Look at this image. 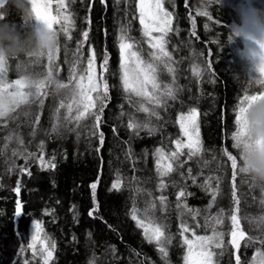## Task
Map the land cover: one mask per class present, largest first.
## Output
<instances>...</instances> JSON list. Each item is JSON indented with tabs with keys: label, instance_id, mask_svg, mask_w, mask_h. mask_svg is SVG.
I'll return each mask as SVG.
<instances>
[{
	"label": "trees",
	"instance_id": "obj_1",
	"mask_svg": "<svg viewBox=\"0 0 264 264\" xmlns=\"http://www.w3.org/2000/svg\"><path fill=\"white\" fill-rule=\"evenodd\" d=\"M68 2L75 23L70 41L61 34L55 74L60 80L68 81L72 53L77 42L83 40L82 33L88 31L81 58L86 63L90 49H94L99 76L100 65L107 55L108 71L104 78L109 84V99L103 112L99 113L98 128L94 127V117L82 120L79 125L68 123L64 119L66 109L59 113L56 110L62 101L69 102L74 95H56L47 89L42 103L29 100L16 106L8 116L0 117V264H23L24 259H29L31 264H42L31 261V250L20 253V249L31 242V225L36 220L43 223L45 232L56 242L51 264H183L184 253L178 235L180 221L175 207L178 187H173L172 182L183 187L185 181L178 173H173L165 178L168 187L163 192L158 191L159 180L152 153L162 145L167 148L169 138L178 136L179 129L174 123L178 112L187 111L189 107L199 109L204 151L180 169L186 174L187 169L192 168V174L197 177L195 184L186 181V191L190 195L184 199L190 208L200 211L197 220L201 225L205 216L224 209L223 230L227 232L230 225L227 217L235 207L231 169L218 168V164L224 148L238 156L231 149L230 133L234 130L233 109L239 96L245 90L251 94L264 91L261 86L248 83L256 74L238 55L237 49L244 47L241 41L238 39L232 45L222 47L229 26L236 19L230 5L237 0H224L222 6L215 5L214 0H165V7L174 13V32L169 36L168 48L169 51L173 47L177 49L173 56L180 61L176 65L174 85L178 91L177 100H170L166 110H158L161 119L152 118L150 127H155L156 131L151 135L146 129L137 135L127 128L130 115L141 123L147 118L143 113H136L126 101L119 81L118 36L121 26L128 25L130 35L140 39L138 20H132L134 0L127 3L120 0L119 4L117 0ZM257 6L264 7V0H257ZM204 10L212 16L211 21L197 15ZM0 11L6 13L8 21L19 26L20 16L10 4ZM193 20L195 29L192 28ZM193 31L195 36L191 35ZM208 61L212 63L210 71H206ZM194 67L201 68V77L192 75ZM8 69V75L14 78H42L47 60L42 59L38 64L23 58L13 60ZM161 79L172 83V77L167 73ZM100 133L103 134L102 145ZM41 155L55 167H42ZM204 161H208L207 167ZM21 169L26 171L21 172ZM117 175L122 180L119 191L111 188ZM210 175L219 176L221 180L216 201L208 209L211 194L201 185ZM18 183L19 194L14 191ZM92 183H97L94 196L90 188ZM212 184L216 187V181ZM137 187L144 191L136 193ZM160 195L167 196L168 208L157 215L175 235L168 246L166 260L154 244L143 238L142 230L136 227L129 214L133 200L143 208L146 200ZM236 195L240 200L242 228L251 236L264 235V222L260 219L264 217V187L254 185L247 176L239 174ZM17 200L22 205L20 217L15 216ZM94 208L96 211L90 216L89 211ZM185 218L190 225H195L196 221ZM197 234H206L204 228L197 229ZM229 238L226 235L225 240ZM257 248L264 246L242 245V264H249ZM233 252L231 247L225 248L223 255L216 258L217 264H235Z\"/></svg>",
	"mask_w": 264,
	"mask_h": 264
},
{
	"label": "snow or ice",
	"instance_id": "obj_2",
	"mask_svg": "<svg viewBox=\"0 0 264 264\" xmlns=\"http://www.w3.org/2000/svg\"><path fill=\"white\" fill-rule=\"evenodd\" d=\"M128 0H125L127 3ZM120 3V0H117ZM55 4V9L53 5ZM135 9L132 20H138L140 25V39L130 35V27L122 25L118 36L119 49V81L122 93L126 101L135 108L136 113L145 114L147 121L141 123L134 115H130L127 128L137 135L140 130L146 129L148 133L154 134L155 127H150L152 118L161 119L159 109H167L169 101L177 100L178 88L174 87L176 81L177 66L180 61L174 59L173 52L177 49L173 47L169 51V36L174 32L173 18L174 13L165 7V0H134ZM33 12L38 19L46 22L50 27H54L59 34V42L61 34L67 40L72 39L71 30L74 28L73 13L69 11L68 0H32ZM197 15L207 17L209 21L213 18L208 11H199ZM196 22L192 21V28L195 29ZM207 28L208 25L205 24ZM83 40L77 42L75 51L72 53V60L69 69L68 84L74 85L76 93L69 102H61L57 108V113L61 109H66L64 119L68 123L79 125L82 120L89 117L95 118L94 127H99L100 114L106 106L109 99V84L104 78V73L108 71V57L105 55L100 65L101 72L97 75L96 53L94 49H90V54L86 63L81 58L82 48L85 41L88 40L89 32L82 33ZM192 36L196 33L193 31ZM60 47L57 50L59 53ZM67 53V48H65ZM57 57L53 60L51 57L47 59V69L41 76L55 74L57 69ZM37 60L35 63H40ZM212 68L211 61L207 63L206 71ZM9 69L0 65V115L6 117L14 110V106L28 103L29 99L33 101L40 100L47 95L43 80H39V86L35 91H30L28 77H21L11 82L8 81ZM167 73L172 77V83H165L161 77ZM194 77H201L202 71L200 67L192 69ZM249 85H259L260 81H248ZM260 94V92L256 93ZM252 94L245 90L238 98V102L233 109L234 130L230 133L231 149L238 153L239 136L241 130L239 128L240 111L246 100L251 98ZM5 97L7 100L5 101ZM123 107V106H122ZM200 111L197 107H189L187 111H180L175 118V125L178 126L179 134L175 139L169 138V146H160L154 149L152 156L155 161V169L158 177L157 190L163 192L167 187L165 178L170 177L173 173H178L182 180L185 181L183 187L172 182L173 187H178L176 192V209L178 210V235L180 238V247L183 249V264H217L216 258L223 255L225 248L231 247L234 250L233 255L235 264H242L240 249L242 245L248 247L253 244L264 246V235L259 237L251 236L241 225L239 216L240 200L236 195V180L239 174H243V169L239 166L238 156L233 154L227 148L222 150L221 159L218 168L230 167L232 180V197L235 207L230 211L228 220L230 225L228 231L223 230L225 224L224 209H220L215 215H208L204 218L201 225L197 217L201 215L199 210L190 208L185 199L190 195L187 191V180L196 183L197 177L192 174V168L187 169V173L180 171L188 161L200 157L204 151L201 133H200ZM95 135V133H93ZM8 139H11L9 137ZM235 141V143H234ZM100 144H103V134L100 133ZM42 147V145H41ZM15 155V153H13ZM131 153H129V156ZM186 157V159H182ZM226 157V160L223 158ZM215 160L216 157L214 156ZM39 162L44 168H54L55 164L51 161H45L43 155L39 157ZM199 163V161H197ZM208 161H204L207 167ZM26 169H21V172ZM31 175V173H28ZM221 178L219 176H207L204 178L201 187L211 194V202L208 209H211L216 201L219 192V184ZM216 181V187L212 182ZM122 187V180L117 175L111 188L119 191ZM93 196L97 188V183L90 185ZM14 191L19 194L20 186L17 184ZM144 191L137 187L136 193ZM151 196V193H147ZM168 208V198L165 195L154 197L145 201L144 207H138L136 201L130 209V218L135 222L138 229L142 230L143 238L149 243L156 246L161 257L166 260L168 257V246L172 244L175 235L170 233L168 224L161 219L157 213L166 212ZM96 208L89 211V215L93 216ZM22 214V205L19 200L16 201L15 216L20 217ZM185 217H190L196 221L192 226ZM264 222V217L260 218ZM31 242L27 243L26 248H21L20 253L23 254L27 250H31V261L42 262V264H51L54 259L56 250V242L51 239L45 232L43 223L36 220L32 223ZM203 227L206 234H197V229ZM226 235L230 237L225 240ZM219 250V251H217ZM23 264H31L29 259H24ZM249 264H264V248H257L254 252Z\"/></svg>",
	"mask_w": 264,
	"mask_h": 264
},
{
	"label": "clouds",
	"instance_id": "obj_3",
	"mask_svg": "<svg viewBox=\"0 0 264 264\" xmlns=\"http://www.w3.org/2000/svg\"><path fill=\"white\" fill-rule=\"evenodd\" d=\"M223 3L224 0H214L215 5L222 6ZM9 4L16 9L21 23L18 26L16 22L8 21L6 13L0 11V65L8 68L11 61L22 58L29 62L49 57L54 60L60 47L55 28L37 18L32 0H0V9ZM230 6L236 19L229 26L230 31L222 47L230 46L239 39L244 47L237 49L238 55L256 74L251 81H260L264 89V7H258L257 0H237ZM41 79L45 89L53 94L71 97L76 93L74 85L60 80L56 74ZM28 82L30 91L39 86L36 78L28 77ZM241 107L238 163L254 185L264 187V91L253 93Z\"/></svg>",
	"mask_w": 264,
	"mask_h": 264
},
{
	"label": "rangeland",
	"instance_id": "obj_4",
	"mask_svg": "<svg viewBox=\"0 0 264 264\" xmlns=\"http://www.w3.org/2000/svg\"><path fill=\"white\" fill-rule=\"evenodd\" d=\"M54 5H55V4H54ZM54 5H53V8L55 9ZM96 68H97V67H96ZM7 79H8L9 82H11V81H13V80H15V79H19V77L14 78V77H12L11 75H10V76L7 75ZM29 100H32V98H30ZM15 107H16V106H14V108H15Z\"/></svg>",
	"mask_w": 264,
	"mask_h": 264
}]
</instances>
